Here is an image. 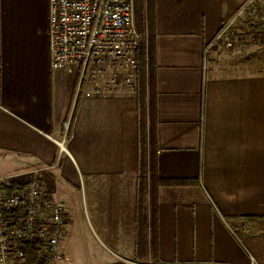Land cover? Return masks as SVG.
I'll return each mask as SVG.
<instances>
[{"label": "crops", "instance_id": "obj_1", "mask_svg": "<svg viewBox=\"0 0 264 264\" xmlns=\"http://www.w3.org/2000/svg\"><path fill=\"white\" fill-rule=\"evenodd\" d=\"M247 1L155 0V168L195 180L157 187L160 264L254 260L234 225L264 215V70L226 72L205 59L206 43ZM141 110L134 92L76 93L73 74L50 68L48 0H0V175L12 183L51 168L63 192L38 177L64 204L70 187L83 188L103 248L82 264L151 258L149 227L138 248V183L127 166ZM59 249L67 258L66 238Z\"/></svg>", "mask_w": 264, "mask_h": 264}, {"label": "built area", "instance_id": "obj_2", "mask_svg": "<svg viewBox=\"0 0 264 264\" xmlns=\"http://www.w3.org/2000/svg\"><path fill=\"white\" fill-rule=\"evenodd\" d=\"M232 20L206 48L231 45ZM139 43L133 0H48L49 66L73 74L76 93L135 92ZM68 125L62 123L65 131ZM64 234L65 207L38 176L13 184L0 175V264H26L25 246L35 240L41 242L38 264H58L64 258L59 249Z\"/></svg>", "mask_w": 264, "mask_h": 264}, {"label": "rangeland", "instance_id": "obj_3", "mask_svg": "<svg viewBox=\"0 0 264 264\" xmlns=\"http://www.w3.org/2000/svg\"><path fill=\"white\" fill-rule=\"evenodd\" d=\"M227 34L231 45L226 46L222 42H218V44L211 45L209 48L205 47L206 62L226 72L230 70L238 72L264 70V0H250V3L229 23ZM122 76L119 75L118 77L122 79ZM140 86L141 78L139 76L135 80L136 91L134 92L138 97L141 94ZM144 86L148 89L146 80ZM121 87L123 89L125 85L123 84ZM147 114L148 110H145L144 114L141 110V116L138 119L133 136L134 139H131L128 146L127 166L132 169L131 171L137 179L145 149L142 129L143 123L148 121ZM60 143L63 145L62 139ZM146 145L148 146L147 141ZM37 168H28L24 173L27 176L19 177L15 181L25 183L33 176H39L50 191L55 193L64 191L58 179L55 178V172L50 170L51 168L46 172ZM69 190L71 196L69 200L67 197L65 204L62 199L55 195V198L65 206V224L67 220L69 226L67 236L62 237V239L66 238L68 256L62 260L63 264H82L88 251L94 249L99 251L102 250L103 246L100 244L99 237L92 226V219L88 214L86 195L83 188L81 187L75 191L74 188L71 189L70 187ZM103 208L100 205L99 209ZM100 224L103 223L100 222ZM234 232L239 236L248 253L253 256L254 260L251 264H264V223H251L243 220L238 225H234ZM111 234L116 235L115 229L111 230ZM142 259L143 261L140 262L142 264H154L151 262L152 259L147 258V256Z\"/></svg>", "mask_w": 264, "mask_h": 264}, {"label": "trees", "instance_id": "obj_4", "mask_svg": "<svg viewBox=\"0 0 264 264\" xmlns=\"http://www.w3.org/2000/svg\"><path fill=\"white\" fill-rule=\"evenodd\" d=\"M134 5V22L137 33L140 36V43L136 50V69L137 75L141 78L139 103L142 110H148V128L143 125L142 137L145 143L143 159L140 165L139 176L137 179L138 189V248L141 242L145 244V233L147 228H150L153 242L150 245L151 262L160 264V259L157 255V245L154 239L155 235V203L156 190L159 185H179L191 184L195 180L183 178H162L158 176L155 168V144H154V129L153 121L155 117V0H133ZM260 25V24H259ZM145 80L148 82V89L145 88ZM140 81V80H139ZM74 115V111H73ZM69 135V130L67 131ZM146 141L148 146L146 145ZM13 184H18L12 181ZM148 200L149 214L147 215L146 206L144 203ZM145 209V211H144ZM245 221L254 223H264V215H247L244 216ZM41 249V242L35 240L27 243L25 246L26 264H38V252Z\"/></svg>", "mask_w": 264, "mask_h": 264}]
</instances>
